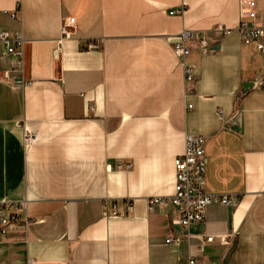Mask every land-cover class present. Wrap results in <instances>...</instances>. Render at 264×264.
<instances>
[{
    "label": "crops",
    "instance_id": "crops-1",
    "mask_svg": "<svg viewBox=\"0 0 264 264\" xmlns=\"http://www.w3.org/2000/svg\"><path fill=\"white\" fill-rule=\"evenodd\" d=\"M246 1L0 0V32L23 39L21 61L0 47V201L30 219L0 241V264H187L206 235L189 251L200 264H264V91L243 94L264 55L235 31ZM184 29L206 42L185 59L195 84L173 55ZM187 135L205 139V191L236 205L185 230L149 200L172 196Z\"/></svg>",
    "mask_w": 264,
    "mask_h": 264
},
{
    "label": "built area",
    "instance_id": "built-area-1",
    "mask_svg": "<svg viewBox=\"0 0 264 264\" xmlns=\"http://www.w3.org/2000/svg\"><path fill=\"white\" fill-rule=\"evenodd\" d=\"M182 9L171 10L169 15H180ZM17 12H13L12 17H16ZM75 31V23L72 18L63 20L61 28V40L69 39ZM224 34L230 30L220 29ZM239 39L243 45L254 46L257 53L264 55V13L259 14L255 10V2L247 0L241 10L238 24L235 27ZM22 36L19 32L10 35L7 32H0V47L7 54L14 55L19 61L22 60ZM197 42L201 47L206 46V42L193 30H182L173 43V55L182 66L184 78L187 83H196L195 70L192 66L185 63L186 57L190 54V45ZM17 85L22 81L17 80ZM252 88H258L264 91V74L255 75L251 80ZM188 108H191L189 105ZM219 117L222 115L219 113ZM34 140V136L25 132L23 142L28 147ZM205 139L202 136H185L184 151L182 155L174 160L175 185L172 196L167 198H152L149 200V208L154 209L158 206L170 205L175 208L177 218L172 221L173 225H178L183 229H188L194 224L201 223L204 220L205 210L212 203H219L225 206L234 207L236 198L227 195L209 194L205 191V172L206 159L204 151ZM121 166H119L120 168ZM131 168V165H127ZM130 210L128 203L124 204V210L115 209L113 216H122ZM30 219L26 215L25 202L0 201V241L5 239L11 232L20 226H26ZM234 235H225L220 237V243L228 246L233 240ZM198 245L188 243L187 264H200L190 253L195 250L202 253L206 244L212 243L214 237L211 235L201 236ZM189 240V235L186 238ZM179 238L169 237L166 239L167 245H178ZM28 264H34L29 262Z\"/></svg>",
    "mask_w": 264,
    "mask_h": 264
},
{
    "label": "water",
    "instance_id": "water-1",
    "mask_svg": "<svg viewBox=\"0 0 264 264\" xmlns=\"http://www.w3.org/2000/svg\"><path fill=\"white\" fill-rule=\"evenodd\" d=\"M251 88H252V84L250 82L245 83L243 85V94H245L246 92H248Z\"/></svg>",
    "mask_w": 264,
    "mask_h": 264
}]
</instances>
